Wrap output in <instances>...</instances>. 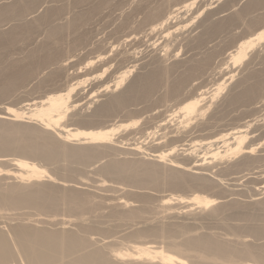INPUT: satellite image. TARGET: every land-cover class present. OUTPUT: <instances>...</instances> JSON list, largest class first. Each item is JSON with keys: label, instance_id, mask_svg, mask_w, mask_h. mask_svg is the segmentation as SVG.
<instances>
[{"label": "bare ground", "instance_id": "1", "mask_svg": "<svg viewBox=\"0 0 264 264\" xmlns=\"http://www.w3.org/2000/svg\"><path fill=\"white\" fill-rule=\"evenodd\" d=\"M108 1L109 0H77L76 4H78V8H85L86 6L89 7H87V9L81 8L82 10L79 9V11H74L71 13L67 12L68 14H70V17L69 15L67 17V13H64L67 9H64V6H52L51 4L53 3V1H51V3L48 0H0V22H2V25H5L4 22L7 23L6 25H11L8 31L3 32L2 30V32H0V51L2 49L4 50V46H13L12 48H14V45H17L18 48V45L20 46L23 41L28 40L31 34L38 30L40 26H44L47 28L46 30L43 28L45 31H47V33L45 34L47 37V41H45L41 45V47L39 46L38 50H36L37 47L34 48L35 46L33 47L35 51L30 50L32 52H30L29 55L27 54L29 59L28 62H23V65H19L18 63H12L7 67H4L5 69L0 73L1 96H3L2 93L5 92V94H7V90L10 91L18 84L20 85L21 82H25V79L27 81L28 75L34 74L33 69L36 68L34 64L36 66L40 65L43 66V68H48L51 70L50 72L53 73L51 75L52 79H50L51 73L48 75V77L50 76V81L54 79L53 76L55 77V80L58 79L63 73V70H65V67H67L66 65L72 61L70 60L71 58L79 57L78 54L81 50H85V47L87 46L91 47V30L93 29H90V26L94 23L95 18L99 14H102L101 11L105 9L104 8L102 10V8L108 6V3L111 2L112 4L113 2V0H110L109 2ZM114 1L115 5L121 4L120 0ZM125 1L126 2L122 4V10L120 9V12L117 11L119 14H117L116 16L118 17H115V20L122 19L121 21H119L120 23H117L119 25L117 27L118 30L116 29L120 32V35L116 33L118 35L116 37H119L117 39L118 41H116L117 44L120 46V49H117L118 51L114 53L112 58H107V54L113 50L111 44V47L105 48V51L97 56L99 62L102 63V66L100 65L101 72L99 74V77L105 76V80L99 86H97L95 92H93L94 94L92 93V95L88 97V101L86 103L87 105L95 104L93 117L91 119L84 118L85 120L83 118H79L78 121L76 120L77 124L84 127L91 124L96 119L104 118L111 114L114 115L115 112L120 113L122 109H124L127 105L129 106L130 103H136V101L138 100L142 101L143 99H148L158 87L162 86L163 83L166 82L165 80L167 74H169L168 68L170 67L163 66V64H161L162 67L156 66L146 74H140L137 71V73L139 74L135 75L134 77L132 76L133 78L130 76V74L132 72H136L134 70L137 69L136 63L138 62V60L136 57V50L140 46L139 43H136L139 42L137 41L138 38L149 37L153 40V38L156 36L160 41L162 40L161 45L159 44V52L163 54L160 55L158 52L155 51L153 55L156 57L153 56V58H158L159 61H163L164 57H169V59L171 58V60L176 57V54H174V52L171 54L170 51L172 50L173 46H175L174 44L175 42H177L176 40L178 37H180L184 41L183 43L186 44V46L184 45L185 54L181 59V63H179L185 69L182 73H180L178 78H175L174 81L172 80L173 82L171 81V84L169 83L168 87L166 88L168 89L167 94L165 93V95H170L171 97H174L175 95L177 97H180V94L182 93V98L180 100L181 102L179 104L181 106L169 116L172 117V119L173 117L179 119V121L177 120V124H175L176 126L174 125V129H171L169 131L172 135V141L183 142L185 138L183 139V137L180 138L179 136L180 134H182V129L185 128V125H189L191 123H194L196 125L194 129L199 128V132H206L209 131L211 128L213 129V127H219L215 132H212L213 130L211 129L212 131L206 133L205 136H202L200 138L197 137L200 140L195 141L194 145L192 144L193 146L191 147L194 149L190 152L191 148L189 147L190 149H186L183 151L184 153L189 151L186 154L187 156L185 155L186 159L183 162L177 161L175 159H168V157L172 155L174 151H176V146H174L172 148H169L165 152L154 151L153 155H151V157H153V162H149V160L148 162H139L141 160V157L139 161L136 160L137 162L134 163L133 161L132 163H130V161H128L129 163L124 162L126 160L122 162H119V160L117 162L116 159L113 162H111L110 160V163L102 167L101 172H103L107 176L112 175V177H117L118 179L124 181L134 180L138 178L136 176L142 175V178L140 177L142 182H152L153 184L156 183L162 187L169 186L174 189L184 190L191 187L211 188L209 181L203 174V171L205 172L208 170L207 167H202L206 164V161L213 162L214 160L218 159V161L221 162L225 160L228 161L229 159L236 158L237 156H241L242 158H240V160L235 162V164L233 165L237 167V169L240 167L241 169H243V166H245L246 168H248L247 166H249L250 168L252 164L255 165V163L259 162V158H254L252 157V155L254 154V151L257 147V145L255 147L253 142L256 140L257 137L258 139L264 137V53H254V51L258 46H261L260 44L264 45V14L261 15L262 17L260 16L250 21V26H254L252 28H257V32L254 33V35L252 34L250 37H247L243 41L240 40L241 42L234 46L235 50L230 51L226 54V60L223 65L227 66L226 69L228 70L221 67L217 69L218 74H221V76L226 74H228L229 76H226L228 77V79L224 78L229 81V83H226L228 81H225L226 86H228L227 91L224 93V95H221V97H219L221 91L224 88L223 86L225 85L220 83L218 84L219 86H217V88L213 90V92L211 90L212 95L207 98L208 96L206 97V95L210 92V90L209 92H207V89H202L203 87H201V83H204L205 85V83L209 81V77H212L216 70L208 73L200 71L207 70L209 68V64L211 63L213 56L215 55L214 52L218 50H216V43L214 42L215 38L213 37L217 35L216 33H221V31L225 26H227V24H230V22L239 19V17L244 14L243 11L242 13L240 12L241 15L239 14V12H237V14L235 12L234 16L229 17L227 19L218 20L219 17L216 16V22L213 21L214 23H203V27L200 25L202 27V30H200V28L199 33H197L195 30L197 34H194L195 32L193 29L185 32L184 34L183 30H185V28L187 29V27H185L187 26L186 24H188L190 20L193 21V19L198 18L201 13H204L203 11L206 10L205 7H210L212 3L218 0H206V4L202 6V4L200 3L201 6H197L198 8H196L195 10L193 9L196 5H199V0H175L174 3H171L173 5H171L170 7L166 4L167 7H169L168 10L163 9L165 7H163V5H165V2H159L161 0ZM262 4H264V0H252L248 3V6L246 5L247 7L245 6L246 8L244 9V12L246 13L247 9H251L254 7L257 8V6L259 7ZM110 6L111 5H109V7ZM41 8L42 10H40ZM191 11L192 14H190L192 16H189L190 18L187 19V21H184L185 19H181L178 22L175 21L180 18L179 16L188 14ZM210 19L208 21L212 20ZM58 20H62V22H58ZM252 30L254 31V29ZM67 35H70L72 37V41L71 43H69V45H65L66 39H64V37L66 38ZM205 39H210V43L214 44L210 46L205 45ZM96 42L97 41H95V43ZM158 43H156L155 46H158ZM137 44H139L138 47ZM21 45L23 47V44ZM92 45L94 46L96 44ZM121 46H123V48ZM146 46L153 47L154 41ZM69 48L72 50V54L71 56L66 55L65 57L64 52L67 51V49ZM98 60L96 61L98 62ZM149 61L151 62V60ZM14 62H17V59ZM242 63L243 65L241 68L236 67L237 64ZM112 65H114L115 68L110 71ZM155 65H159L158 62ZM170 70L172 71V69ZM226 71L227 73H225ZM129 76L132 79L127 82L126 80L129 78ZM195 77L196 80H199V83L201 85L198 88L194 86L196 89L193 88V84L191 85L190 83ZM216 77L214 79H216ZM46 80L43 79V81L47 82ZM84 82L87 81H77V83L70 85L69 89L67 88L64 91L61 89H56L46 97L39 98L38 102H35V99H29L25 95L27 98H25V100L23 101L24 104H22L21 106L17 107V105L11 104L9 106L6 105V108H0V154L14 152L18 156H23L24 158L30 157L36 160H42L43 162H47L50 164H55L58 163L57 161L62 160V162H82L83 159L93 160L100 153H102L101 151L104 149L103 146L105 145H112L113 147L109 146L110 150L119 149L120 147L116 145L121 144V142H118L116 145H113V143L111 142L112 137L116 132V128H111L107 126L103 127L105 129L95 130L84 127L86 129L80 130V127L77 129H71L65 124H61L65 116L70 113V109L75 107L77 108L78 105H76V101L71 102L70 97L74 89L78 88L79 85L82 86ZM39 83L41 82L39 81ZM44 83H42L43 86ZM207 99L208 101H206ZM143 102L145 101L143 100ZM26 107H34V109L29 110ZM210 109L211 111H213H210V114L205 117L206 112ZM25 110L29 111L25 113ZM167 117L163 118L160 121V124L157 126V128L162 129L163 126H166L165 121H167ZM25 120H27V123L29 122L33 125L22 124L23 122H25ZM227 121H230L231 124L229 126L227 125L228 127L222 126L226 125L223 123H227ZM135 124L136 123H132V126ZM104 125H106V123ZM122 127L123 126L121 125L117 127V129ZM125 127H127V125H125ZM51 131L55 132L60 141L57 140L58 138L55 139L56 136L53 135V137L52 135H50L52 134ZM151 134H155L154 131ZM197 134L198 133H196V136ZM255 136L256 138H254ZM173 138L176 139L174 140ZM252 138H254L255 140H251ZM86 144H88L89 146L87 147ZM81 145H84V147ZM195 146L199 147L198 150L200 149V151H204L202 157H193L195 153L194 151L196 150ZM130 151L137 155L141 153L142 146H140V144H130ZM1 157L3 158V156L0 155V161H5V159L3 160ZM6 162L11 164V167H13L12 169H14V172L5 171L4 174L8 176V173L12 172L9 174V176L11 175V177L14 180L19 181V183H39L40 181L42 182L45 178H47V180L51 182L55 180L54 177H52L51 173H49L46 169L39 168L35 165V163H32L30 161L28 162L24 159H11ZM225 168H227V166ZM193 170H195L197 173H194ZM2 172L3 171L0 169L1 174ZM66 173H70V170H66ZM1 186L2 185L0 183V190ZM25 186H21L20 184H13L8 186L6 192L0 191V206H6L11 208L13 207L14 209L18 207H31L40 212L50 211L51 214L53 211H56L58 206L61 204L64 205V209H67V212L71 211L68 213H72V211H76L79 213L81 211L83 212V210L87 208H91V205L90 208L88 207L89 203H91L89 202L91 200H89L90 196L88 198V195H85L84 192L81 193L80 190H73L75 188H69L67 187V185L66 188L69 189H60V187L50 183H42L40 184V186L37 187ZM188 199L194 201V203H192L191 205L195 204L200 209H207L208 207L210 208V206H215L218 203L215 199H209L198 195H195L192 198ZM127 203L119 199L117 205L126 206ZM224 207L231 209H234L236 207L239 208L236 205H234L233 207L229 203L228 205H222L217 209H214L213 211L221 212L222 208ZM132 210H128L127 212H117V210L111 211L112 213L110 216L117 217V215H122L126 219H135L137 217H140L139 210ZM257 210L258 213L251 212L246 215L244 214L243 216L245 219L251 222L250 225H248V223L246 225L244 224V226L229 227L231 232L236 234L241 232H247L249 234L254 235V237L263 236L264 202H259L257 204ZM214 214L215 213H213L212 215ZM10 217L6 216L5 218H3V220H7L6 222H4L6 223V225L10 224ZM69 222L70 221L67 220L62 221L58 224L59 226H65L68 225ZM119 224L120 223H118V226ZM10 225L12 226V224ZM59 226L57 228H59ZM121 227L123 226L121 225ZM60 228L59 231H57L58 229L54 230V228L53 230H49L42 227H33L32 225L31 227L27 225L22 226V224L11 227L10 231L12 233V239H14V244L19 249L17 250L19 251L17 252V255L21 256L20 259H24L19 260L22 262L24 261L25 264H132L134 261L138 260L145 262V264L146 262L150 264H190L189 254H192V256L194 255L193 259L197 258L199 262H213L217 260L225 261L229 259L233 260V258H238L236 260H239V258L246 259L247 257L253 259L255 264H264V249L255 246V244H245V242L242 241L244 242V244L242 246L243 248L240 249L237 246H234V244L231 245L230 242L222 241L224 239L219 240L217 238L218 236L216 237L208 234H196L197 236H194L192 234L193 236H188L183 239V242L180 245H170L172 248V250L169 249L170 251L150 247L147 244H140L141 246H130V252H123L118 250L111 252V254H107L104 253V248L102 250L99 246V248L97 247L93 249L96 245H92V243H90V248L89 242L91 240L89 238H84V235L82 237V235L79 233L81 229L79 230V232H71L72 230L69 229L71 231H67L66 227H63L64 231L63 228ZM181 228L182 227H180V230ZM180 230L179 232L183 231ZM174 231L176 230L172 229L170 226L166 227L165 225V227H163L161 230H156L152 227L136 231L134 232V234L137 236L143 235V237L146 238H148L147 236L153 238L155 236H161L160 239H162L163 237L173 233ZM12 244H10L7 238L3 235V233L0 232V264H10L11 261H16L14 259V256H16V254H13L14 248L11 247H14V244ZM18 253H20L21 255ZM16 258L18 259L19 257L17 256Z\"/></svg>", "mask_w": 264, "mask_h": 264}, {"label": "rangeland", "instance_id": "2", "mask_svg": "<svg viewBox=\"0 0 264 264\" xmlns=\"http://www.w3.org/2000/svg\"><path fill=\"white\" fill-rule=\"evenodd\" d=\"M48 1H50V2L53 1V3L51 2L52 6H59V7L64 6L63 8L67 9V10H65L64 13H67V12L71 13L74 11H79V9L80 10L87 9V7H89V6H86V7L84 6L85 8H83V7H81L82 9L80 7L78 8V4H76L77 0H64V1L63 0H48ZM120 1H121L120 5H117V4L115 5V3H114L115 1L113 0L112 4H111V2L108 3L109 5H111L110 7L108 5V6H105L102 8V10L105 8L103 11H101V13L103 15L99 14L95 18L94 23L91 25L92 27L90 26V29L91 28L93 29V30H91L92 31V33H91L92 40L90 43L91 44L90 46L93 49L91 47L87 46V47H85V50L83 49L80 51L81 53L79 52V54H78L79 57L71 58L70 60H72V61L66 65L67 67H65V70H63V73L60 75V77L59 78L57 77L58 79L55 80V77L53 76L54 79L50 81V79H52L51 75L53 74L50 72L51 70L48 68H43V66H40V65L36 66L34 64V66L36 67V68L34 67L35 69H33L34 74H32V75L29 74L28 78L26 77L27 81L25 79V82H21L20 85L18 84L16 87L11 89L10 91L7 90V94H5L6 92L2 93L3 96H1V94H0V108H2V109L6 108L7 107L6 105L9 106L11 104H15V105H17V107H19L22 104H24L23 101L27 97L29 99L30 98L35 99L36 100L35 102H38L39 98L46 97L47 95L51 94L52 91H54L56 89L57 90L61 89L64 91L67 88L69 89L70 85L77 83V81L78 82L87 81V82H84L82 84V86L79 85L78 88L74 89V91L72 92V95L70 97V101L71 102L76 101L75 103L78 106H77V108L75 107V108L70 109V113H68L65 116V118H64L65 120L63 119V122H61V124H65L67 127L71 128V129H77L80 127V130L86 129L84 127H87L89 129H95V130L105 129L103 127H107V126L111 127V128H116V132H115L114 136L112 137L111 142L113 143V145H116L118 142H121V144L116 145L120 148L114 149V150L111 149L112 150L111 151L109 149V146H111V147H113V146L112 145H105V146H103L104 149L101 151L102 153H100L98 155L99 157L97 156L93 160L83 159L82 162H68V161L62 162L63 161L62 160V161H57L58 163L54 162L55 164H52V163L50 164L47 162H43L42 160H36V159L30 158V157L24 158L22 156L23 157L22 158L21 156H18L14 152L13 153H1L0 155L3 156V158L2 157L1 158L3 160L5 159V161H0V169L3 171L2 174L0 173L1 174L0 175V183L2 185L0 191L6 192L8 186L13 185V184H17V185L20 184L21 186L26 185L25 187H37V186H40V184H42V183L43 184H49L50 183V184H54V185L60 187V189H69V188L73 189V188H75L73 190H77V191L80 190L81 193L84 192L85 195L86 194L88 195L87 196L88 198L90 196L89 200L90 199L91 200L89 202H91L93 204L89 203L88 207L90 208V205H91V208L90 209L87 208V209L83 210V212L81 211L79 213L76 211H72V213H68L71 211L67 212V209H64L65 208L64 205L61 204V205H59L60 207L58 206L59 210L57 208V210L53 211L51 214L50 211L40 212V211H38L34 208H31V207L30 208L18 207V208L14 209L13 207L11 208V207H6V206H4V207L0 206V232L3 233V235L7 238L8 242L10 244H12V243L14 244L15 242H14V239H12L13 237H12V233L10 230H11V227L19 225V224L20 225L22 224V226L27 225L30 227L32 225L33 227H37V228L42 227V228H46L49 230H51V229L53 230V228H54V230L58 229L57 231H59L60 227H61L60 229H62L63 227H66L67 231L72 230L71 232H76V231L79 232V230L81 229L79 233L82 235V237L84 235L85 236L84 238H89L91 240L89 242V244L92 243V245H96L95 247L93 246L94 248L92 247L93 249H95L99 246L100 249H102V250L104 248L103 251H104V253H107V254H111V252L118 251V250L123 251V252H130L131 251L130 246H139L140 244L141 245L147 244L150 247H155V248H159V249H162L165 251H170V250H172L170 245H180L183 242V239H185L188 236L190 237L193 235L197 236V235H205V234L206 235L207 234L213 235L216 237L218 236L217 238L219 240L224 239L222 241L230 242L231 245L234 244V246H237L240 249L243 248L242 246H243L244 242H245V244L246 243L252 244V245L255 244V246L264 249V246H263L264 245V235L259 236L260 237L259 238L258 236L254 237V235L249 234L247 232H241V233H237V234L232 233L231 230L229 229V227L244 226V224L246 225L248 223H249L248 225H250L251 222L243 217L244 214L246 215V214L251 213V212L252 213H258L257 204L259 202H264V188H263L264 187V137H261L258 139V137L256 138V136H255L254 138H256V140L254 138L251 139V140H255L253 142L255 147L257 145L252 157L257 158V159L259 158L258 161L259 160L260 161L255 163V165L252 164V166H250V168H249V166H247L248 168L243 166L244 167V168L242 167L243 169H241V167H240V168H238L239 169L238 170L237 167L233 166L235 164V162L239 161L240 158H242L241 156L240 157L237 156L236 158H231L228 161L225 160L226 162L225 161L220 162V161H218V159H216L217 161L214 160L213 161L214 163L212 161L211 162L206 161V164H205L206 166L203 165L202 167L203 168L207 167L208 170L205 171L206 173L203 171V174L207 178V180L209 181L211 188L191 187V188L184 189V190H180V189L178 190V189L171 188L169 186H163L162 187L156 183H154L155 184L154 185L152 182H142L140 179V177L142 175L136 176L138 178H136L134 180L124 181V180L118 179L117 177H112V175L107 176L103 172H101L102 167H104L105 165L110 163V160H111V162H113L115 159L117 160V162H118V160H119V162L126 160L124 162L130 161V163H132V161H133V163H134V162L139 161L140 157H141V160L139 162H141V161L142 162H146V161L148 162V160H149V162H153V157H151V155H153L154 151H156V152H163L164 151L165 152L169 148H172L174 146H176V151H174L172 153V155H170L168 157V159L169 160L175 159L177 161L183 162L186 159V156H187L186 154L189 152L188 151V152L184 153L183 152L184 150L191 148V150H190V152H191L194 149L191 146L194 145L195 141L200 140L198 138L205 136L206 133H209L212 130H213L212 132H215L219 127V126L213 127V129L211 128L212 130L210 129L209 131H206V132L205 131L199 132L200 131L199 128L194 129V127L196 125L194 123H191L189 125H185V128L182 129L183 131L181 130L182 134H180L179 137L180 138L183 137V139L185 138L183 142L182 141H180V142L172 141V137H171L172 135H171V132H169V131L171 129L172 130L174 129V127L176 126L175 124H177V120L179 121V119H176V117H173V119H172V117H169V116L174 111H176V109H178L181 106L179 104L181 102L180 100L182 98L181 97L182 93L180 92L181 93L180 97L179 96L177 97L176 95L174 97H171L170 95L169 96L165 95V93L167 94L168 89H166V88L168 87L169 83L172 80L174 81L175 78H178L180 73H182L185 69L179 63H181V59L183 58V56L185 54L186 44L183 43L184 41L180 37H178L180 40L177 38L176 41L178 43L175 42V44H174L175 46H173L172 50L170 51L171 54L174 52V54H176L177 58L174 57V59L172 58L173 60H171V58L169 59V57L165 58L163 56L164 57L163 61H159L158 58H153V56H154L153 53L155 51L158 52L160 55L163 54V53L159 52V48H160V45L162 43V40L160 41L158 39V37H156V36H155L156 38L154 37L153 40L150 39L149 37H147V38L146 37H142V38L139 37L138 38L137 41H139V42H136V43H139L140 46H139V44H137V47L139 46L136 50V52H137L136 57L138 60V62L136 63L137 69L135 68L136 70H134V71H136V72H132L130 74V76L134 77L135 75H137L139 73L140 74L141 73L146 74L149 71H151L153 68H155L156 66L162 67L161 64H163V66L170 67V68H168L169 74H167V77L165 80L166 82H164L162 86L158 87L150 95V97L148 99H143L145 102H143V100L142 101L138 100V101H136V103L135 102L130 103L129 106L128 105L126 106L127 109H126V107L124 108L125 111H124V109H122V111L120 113L115 112L114 115L113 114L109 115L110 117L106 116L104 118L96 119L91 124L84 126V127L77 124V121L79 120V118L91 119L93 117V111L95 108V104L87 105L86 103L88 101V97H90L92 95V93L95 92L97 86H99L105 80V76L99 77V74L101 72L102 63L99 62V60L97 59V56L99 54L103 53L105 51V48L112 46L113 50L111 52H109L106 56L107 58H112L114 53L120 49L119 48L120 46L117 44V41H118L117 39L119 37H116V36L120 35L119 34L120 32L117 31L118 30L117 27L119 25L117 23L119 21H121L122 19L121 20H115V17H118L116 15L119 14L118 12H120V9L123 7L122 4H124V2H126L125 0H120ZM162 1H163V3L165 2V5H163V7L165 6L166 8L164 7L163 8L164 10H168L169 7L171 5H173L171 3L175 2V0H161L159 2H162ZM250 1H252V0H218V1H215L216 3L215 2L212 3L210 5V7L209 6L205 7L206 10H204L203 11L204 13H201V15L198 18L193 19V21L190 20V22H188V24H186L187 26H185V27H187V29L185 28V30H183L184 34H185V32L193 30V29H194V32L196 30V32L199 33V31L202 30V27L205 23H207V22L212 23L213 21L216 22L217 17H219L218 20L219 19H227L229 17L234 16L235 12H236V14H237V12H239L240 15H241L242 11L244 13L236 21H233V22H230V24H227V26L224 27L225 29L223 28L221 33L220 32H218L219 34L216 33L217 34V35H215L216 37L215 36L213 37V38H215L214 42L216 43V50L217 49L218 50L214 52L215 55L213 56V59H212L211 63L209 64V68L207 70H201L200 71V72L208 73V72H212V71L216 70L217 73L215 72L212 77H209L210 79H208L209 81H207L209 84L206 82L205 83L206 86H205L204 83L203 84L201 83V85H202L201 86L199 83V80H196V77L192 79V82H190L191 85L193 84L192 85L193 88H195V87L198 88L201 86V87H203L202 89H207L208 90L207 92H209V90H210V92L206 95V97L208 96L207 98H209V96L212 95L213 90L216 89L217 86H219L218 84H220V83L225 84V81H228V80H226L229 77L228 74L222 75L223 76L222 77L221 74H218V71H217V69L219 67L226 69L227 66L223 65V63L226 60V58H225L227 56L226 54L229 53L230 51L235 50L234 46H236V44L243 41L247 37H250L252 34L254 35V33L257 32V30H256L257 28H252L254 26H250V21L252 19L258 18L264 14V6H263L264 4L260 5L259 7L257 6V8L254 7L255 9L249 8L250 10L247 9V12L245 13L244 9L248 6V3ZM205 2H206V0H199V3H198L199 5H196L193 10L198 8L197 6H201V4L203 6L204 4H206ZM166 4L169 5V7H167ZM225 6H227V7H225ZM40 10H42V8ZM40 13H42V12H40ZM190 13L192 14V11L189 12L188 14H184L182 16H179L180 18L175 20V21L178 22L181 19H183V20L185 19L184 21H187V19H189L192 16ZM68 15L70 17V14L67 13V17H68ZM100 15H102V16H100ZM182 17H184V18H182ZM98 18L101 20H99ZM113 19H114V21H117V22H114ZM205 19H206V21H205ZM209 19L211 21H208ZM58 22H62V20H58ZM4 23H5V25H2V22H0V25H2V26H0V32H2V30L4 32V31H8L10 29L11 25L8 24L9 25L8 26V25H6L7 24L6 22H4ZM115 24H117V25H115ZM43 28L45 30L47 29L44 26H40L38 30H36L34 33L31 34V36L29 37L28 40H25L22 43L20 42L21 44H23V47L21 44H20V46L18 45V48H17V45H14L15 46L14 48H12L13 46L12 47H5L4 46V50L2 49L0 51V56H1L0 57V73L5 69L4 68L5 66L7 67L8 65H10L12 63H18L19 65H23V62L26 63V61L27 62L29 61L28 55L30 54V52H32L30 50L35 51L34 48H36V47H37L36 50H38V47L39 46L41 47V45L45 41H47V37L45 35L47 33V31H45ZM197 29H198V31H197ZM252 29H254V31ZM196 32L194 34H197ZM114 33H115V35H114ZM95 38H96V40H95ZM33 39L35 40V42ZM64 39L67 40V41L65 40V42H66L65 45H69V43H71V41H72V37L70 35H67L66 38L64 37ZM140 40H141V42H140ZM95 41H97V42L95 43ZM153 41H154L153 47H155V48L146 46V45H149V43H152ZM155 41H156V43L159 42L157 44L158 46H155L156 45ZM179 41H180V43H179ZM217 43L219 44V46ZM92 44H96V45L93 46ZM204 44L207 46L208 45L210 46L214 43H210V39H205ZM260 45L261 46H258L255 49L254 53L255 52L264 53V51H263L264 45L263 44H260ZM121 47L123 48V46H121ZM124 48H126V47H124ZM27 50L29 51V53ZM254 53H252V54H254ZM71 54H72V50L70 48L64 52L65 57H66V55L71 56ZM141 57H143V58H141ZM148 57H150V58H148ZM154 57H156V56H154ZM16 59H17V62H14V61H16ZM167 59H168V61H167ZM96 60H98V62ZM149 60H151V62ZM173 61H174V64H173ZM157 62L159 65H155ZM91 63L92 64L94 63V64L92 65ZM86 65H87V67H86ZM242 65H243V63L237 64L236 67L241 68ZM114 68H115L114 65H112V67L110 68V71H112ZM164 68H166V67H164ZM46 69H48V70H46ZM148 69H150V70H148ZM170 69H172V71ZM177 69H179V70L181 69V70L179 71ZM226 70H228V69H226ZM229 70H231V69H229ZM137 71L139 73H137ZM176 71H178V72H176ZM225 73H227V71ZM49 74L51 76V77L49 76L50 79L48 77ZM130 76L126 80L127 82H129V80H131L133 78V77L131 78ZM202 76H203V74H202ZM226 76H228V77H226ZM215 77H216V79H214ZM224 78H226V79H224ZM43 79L44 80L47 79L46 80L47 82L43 81ZM69 79H71V80H69ZM39 81L41 83H39ZM42 83H44V86ZM226 83H229V81ZM210 84H211V86H210ZM214 84L215 85L217 84V85L215 86ZM197 85H199V86H197ZM227 85H229V84H227ZM205 87H207V88H205ZM223 87H222L223 90L221 91V94L219 97H221V95H224V93L228 89V86H226V84ZM192 90H194V89H192ZM211 90H212V92H211ZM206 101H208V99ZM26 108H28V107H26ZM28 109L33 110L34 107L28 108ZM29 110H25V113H27ZM210 111H211V109L206 112L205 117L210 114ZM127 112H128V114H127ZM165 116L166 117L168 116L167 121H165L166 126H163L164 128L162 127V129L157 128V126L160 124V121L163 118H166ZM94 122H95V124H94ZM105 123H106V125H104ZM132 123H136V124L132 126ZM22 124L33 125L32 123H29V122L27 123V120H25V122H23ZM223 124H226V125H222V126L226 127L227 125L229 126L231 123H230V121H227V123L225 122ZM121 125L123 127L117 129V127H119ZM125 125H127V127H125ZM153 131L155 134H151ZM51 133L52 134H50V135L56 136L55 139L58 138V136L55 134L54 131L53 132L51 131ZM148 133H149V135H148ZM196 133H198L197 136H196ZM257 136H258V134H257ZM162 137H164V138H162ZM173 139L175 140L176 138H173ZM57 140L60 141L59 138ZM130 144H140V146H142L143 152L141 151V153L135 155V153H132L130 151ZM81 146L84 147V145H81ZM86 146L88 147L89 145L86 144ZM195 148H196V150L194 151L195 153L193 152L194 156H193V153H192V156L193 157L198 156V158L202 157L204 151L203 150L200 151V149L198 150L199 147L195 146ZM105 149H106V152H105ZM11 159H21V160L24 159L28 162L30 161L32 163H35V165L38 166L39 168L46 169L49 173H51L52 177H54L55 180L51 182V181L47 180V178H45V179H43L42 182L40 181L39 183L38 182H36V183H33V182H31V183L30 182H28V183L24 182L23 183V182H21V183H19V181L14 180L11 177V175L9 176L10 173L14 172V169H12L13 167H11V164L6 162V161L11 160ZM226 166H227V168H225ZM207 168H205V169H207ZM66 170H70V173L67 174ZM5 171H8V172L12 171V172L8 173V176H7L6 174H4ZM193 172L197 173L195 170H193ZM234 178H235V180H234ZM65 180H66V185L69 188H66ZM62 184H63V186H62ZM156 185H158V186H156ZM194 194L201 196V197H206L209 199H215V200H217L218 203L215 206L214 205L210 206V208L208 207L207 209H203V208L200 209L195 204L191 205L192 203H194V201L188 199V198H192L193 196H195ZM256 194H258V195H256ZM229 195H230V197H229ZM119 199H121V201H125L126 203L129 202V203H127L128 205L127 204H126V206L117 205V202ZM166 201H168V202H166ZM161 202H163V203H161ZM255 202H257V203H255ZM164 203H166V204H164ZM229 203L233 207H234V205H236L239 208L236 207L237 209L236 208L231 209V208L224 207V208H222L223 212L222 211L221 212L220 211L219 212L213 211L214 209H217L218 207H220L222 205H228ZM132 209L135 211L139 210L140 217H137L135 219H126L122 215H117V217L110 216L112 213L111 211L117 210V212H127L128 210L131 211ZM89 210H90V212H89ZM140 211H141V213H140ZM80 213H83V214H80ZM213 213H215L216 215L215 214H214L215 216L212 215ZM36 214H37V216H36ZM239 214L242 217H240ZM241 214H243V215H241ZM6 216L7 217L11 216L10 217L11 218L10 224H12V226L10 224L6 225V223H4L7 221L6 219L3 220V218H5ZM69 216H70V219H69ZM39 218H41V219H39ZM67 220L70 221L68 225L62 226L60 224L61 226H59L58 223H60L62 221H67ZM83 223L85 224V227H84ZM118 223H120L119 226H118ZM121 225L123 227H121ZM165 225H166V227L170 226L172 229H175L176 231H174L171 234L166 235L165 236L166 238L163 237L164 239L163 238L160 239L161 236H159V237L155 236L154 237L155 239H154L153 237L147 236L148 238H146V237H143V235L137 236L134 234V232H136V231L144 230V229L152 228V227H153V229L161 230L163 227H165ZM58 226H59V228H57ZM180 227H182L183 229L181 228V230H180ZM69 229H71V230H69ZM179 230L180 231L183 230V231L179 232ZM63 231H64V228H63ZM125 234H126V236H125ZM241 234L244 236H242ZM140 236H142V237H140ZM9 239L11 240V242ZM95 241L97 242V244ZM242 241H244V242H242ZM240 242H242V243H240ZM11 247L14 248L13 254L14 253L16 254V256H14L15 257L14 259L16 261L17 260L18 261L17 262L11 261L12 263L10 262V264H20V263L25 264L24 261L23 262L20 261V260H24V259L23 258L20 259L21 256L17 255V252H19V251H17V250H19L17 248V246L14 244V247L13 246H11ZM89 247L91 248V244ZM14 251H16V252H14ZM18 254H20V253H18ZM189 255H190V257H189L190 259L189 258L188 259H189L190 264H248V263L249 264H255L253 259H250L247 257H246V259L245 258H239V260H236L238 258H233V260L229 259V260H225V261L217 260V261H213V262H211V261L199 262V260H197V258L193 259L194 255L193 256H192V254H189ZM17 256L19 257L18 259L16 258ZM137 263L145 264V262L140 261V260L134 261L132 264H137ZM146 264H150V263L146 262ZM151 264H155V263H151Z\"/></svg>", "mask_w": 264, "mask_h": 264}]
</instances>
